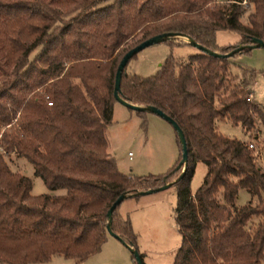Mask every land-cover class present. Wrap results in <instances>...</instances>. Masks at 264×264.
Wrapping results in <instances>:
<instances>
[{
  "label": "trees",
  "instance_id": "obj_1",
  "mask_svg": "<svg viewBox=\"0 0 264 264\" xmlns=\"http://www.w3.org/2000/svg\"><path fill=\"white\" fill-rule=\"evenodd\" d=\"M218 29L237 32L238 41L216 44ZM137 31L140 37L120 49ZM163 31L220 53L251 37L264 41V0H0V145L29 161L47 189L31 194L30 178L0 152V264L52 255L80 261L106 238L105 212L118 194L135 197L167 181L180 234L171 264H264V107L246 99L254 70L233 61L236 53L169 54L153 74L121 71V98L154 105L181 128V176L177 136L179 154L165 173H123L106 151L116 64L129 47ZM216 119L239 125L248 139L221 134ZM196 161L206 170L192 193ZM240 188L249 199L236 204ZM118 205L110 229L135 248Z\"/></svg>",
  "mask_w": 264,
  "mask_h": 264
},
{
  "label": "rangeland",
  "instance_id": "obj_2",
  "mask_svg": "<svg viewBox=\"0 0 264 264\" xmlns=\"http://www.w3.org/2000/svg\"><path fill=\"white\" fill-rule=\"evenodd\" d=\"M245 14L246 12L242 20ZM140 35V31L135 32L121 44L122 46L120 45V49L127 48ZM238 38L239 34L233 30L218 29L215 32V42L218 45L232 44ZM178 39L182 40V38ZM197 50L186 41L174 40L169 43L165 40L151 43L128 58L125 70L140 76L150 75L157 70L165 56L170 54L184 60L188 54ZM232 60L241 66L253 68L254 76L248 85L251 100L264 107V47L257 46L236 53L232 56ZM108 61V58L104 56L101 58L104 66ZM232 70L235 71L238 68L234 66ZM215 126L223 135L244 141L248 139V132H244L239 125L227 120L216 119ZM105 136L106 151L113 157L117 168L123 173L133 175L165 173L174 165L179 154L175 131L167 120L154 112L138 111L117 101L113 102L111 120L105 128ZM0 152L12 170L30 178L31 194L47 192L41 178L33 173L29 161L13 153L5 154L1 145ZM205 170L203 162H195L189 179V189L192 193L201 182ZM62 192L63 189L54 190V193ZM141 195L135 196V199L126 197L128 199L120 204L126 207L132 206L128 210V219L136 237L135 248L141 254L142 264H171L180 242V234L174 221L176 202L174 186L170 185ZM247 199H249L248 193L240 188L235 203L241 204ZM24 264H136V262L131 258V252L127 246L107 234L99 249L80 261L64 258L61 255H52L46 261Z\"/></svg>",
  "mask_w": 264,
  "mask_h": 264
},
{
  "label": "water",
  "instance_id": "obj_3",
  "mask_svg": "<svg viewBox=\"0 0 264 264\" xmlns=\"http://www.w3.org/2000/svg\"><path fill=\"white\" fill-rule=\"evenodd\" d=\"M173 37H177V38H184V41H186L187 43L191 44L192 46L196 47L198 50L201 51H205L209 54L215 55V56H231L239 51H241L244 48H253V47H257V46H261L264 47V41L261 40L258 37H251L250 38V43H238L236 46L232 47L230 50H228L227 52L224 53H220L218 51L209 49L205 46H203L202 44L196 42L192 37L188 36V35H184L178 32H172V31H163V32H159L153 35H150L144 39H142L141 41H139L138 43L134 44L133 46L129 47L127 50L124 51V53L121 55L120 59L118 60L115 70H114V77H113V86H112V95L114 97V99L121 103L122 105L138 110V111H151L154 112L156 114H158L159 116L163 117L165 120H167L171 126L173 127L176 136H177V140L180 144V148H181V153H180V158L177 162V167L178 166H182V169L180 171V173L178 174L177 177L181 176L183 174L184 168H185V163H186V159H187V150H186V145H185V140H184V136H183V132L181 130V128L178 126V124L176 123V121L170 117L169 115H167L165 112H163L161 109L157 108L154 105H140V104H134V103H130L126 100H124L123 98L120 97V95L118 94V89H119V80H120V75H121V71L123 69V67L125 66L128 58H130L133 54H135L138 50H140L141 48H143L144 46H147L151 43H155V42H159V41H163L166 38H173ZM176 177V178H177ZM172 183V181H167L157 187L154 188H148L145 190H138L136 193L140 194H146V193H150L156 190H161L164 189L168 186H170ZM126 196L125 193H120L118 194L115 199L110 203V205L108 206V208L106 209L105 215L107 218V222H106V230L107 233L113 237H115L117 240H119L120 242H122V240L119 238V236H117L114 232H112V230L110 229V220H111V212L113 210V208L121 202L122 199H124ZM123 243V242H122ZM125 246L128 247V249L131 252V255L133 256L136 264H142L141 261V257L138 253V251L136 250V248L129 246L125 243H123Z\"/></svg>",
  "mask_w": 264,
  "mask_h": 264
},
{
  "label": "crops",
  "instance_id": "obj_4",
  "mask_svg": "<svg viewBox=\"0 0 264 264\" xmlns=\"http://www.w3.org/2000/svg\"><path fill=\"white\" fill-rule=\"evenodd\" d=\"M239 39V38H238ZM182 40H184V38H182ZM236 41H238V40H236ZM235 41V42H236ZM46 188V187H45ZM144 195V194H143ZM140 196H142L141 194H140ZM139 196V197H140ZM129 198H132V199H135V197H129ZM126 199H128V198H124V199H122L121 200V202L119 203V206H118V212H119V214L121 215V216H123V217H128V210H129V207H132V206H123V205H120L124 200H126ZM131 200V199H130ZM130 219H131V221H132V217L130 216Z\"/></svg>",
  "mask_w": 264,
  "mask_h": 264
},
{
  "label": "built area",
  "instance_id": "obj_5",
  "mask_svg": "<svg viewBox=\"0 0 264 264\" xmlns=\"http://www.w3.org/2000/svg\"><path fill=\"white\" fill-rule=\"evenodd\" d=\"M246 99L247 100L251 99V93L250 92L247 94ZM248 147H253V143L252 142H248ZM128 154H130V153L128 152Z\"/></svg>",
  "mask_w": 264,
  "mask_h": 264
}]
</instances>
